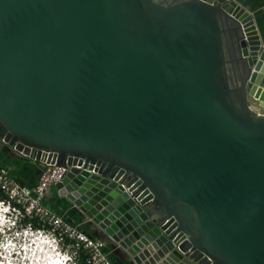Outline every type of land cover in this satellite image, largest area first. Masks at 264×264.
<instances>
[{
	"label": "water",
	"instance_id": "1",
	"mask_svg": "<svg viewBox=\"0 0 264 264\" xmlns=\"http://www.w3.org/2000/svg\"><path fill=\"white\" fill-rule=\"evenodd\" d=\"M0 142L62 167L128 264H264V35L241 0H0Z\"/></svg>",
	"mask_w": 264,
	"mask_h": 264
},
{
	"label": "built area",
	"instance_id": "2",
	"mask_svg": "<svg viewBox=\"0 0 264 264\" xmlns=\"http://www.w3.org/2000/svg\"><path fill=\"white\" fill-rule=\"evenodd\" d=\"M64 172L62 167L44 164L30 187L19 184L0 166L4 196L0 200L4 209H0V264H39L37 254L42 250L55 263L60 259L62 264H112L101 240L44 205L47 191Z\"/></svg>",
	"mask_w": 264,
	"mask_h": 264
},
{
	"label": "crops",
	"instance_id": "3",
	"mask_svg": "<svg viewBox=\"0 0 264 264\" xmlns=\"http://www.w3.org/2000/svg\"><path fill=\"white\" fill-rule=\"evenodd\" d=\"M248 5L257 16L260 29L264 35V0H241ZM0 166L9 170L10 175L19 184L26 186H34L37 182L41 166L34 163L32 160L17 156L11 149L4 147L0 143ZM44 205L52 211L61 215L69 223L78 226L85 233H89L80 215L72 211L63 197L57 194L54 186H51L47 191ZM90 236V234H88ZM112 264H128L121 258L108 254Z\"/></svg>",
	"mask_w": 264,
	"mask_h": 264
},
{
	"label": "bare ground",
	"instance_id": "4",
	"mask_svg": "<svg viewBox=\"0 0 264 264\" xmlns=\"http://www.w3.org/2000/svg\"><path fill=\"white\" fill-rule=\"evenodd\" d=\"M236 14V17L237 18H239V14H237V12H235ZM240 19H242V18H240ZM243 22V23H242ZM241 23L245 26V28H247L248 27V23H246V20H241ZM43 251V250H42ZM35 253H38V252H35ZM42 254H43V252H42ZM36 255V254H35ZM41 255V254H40ZM39 255V256H40ZM44 255V254H43ZM37 257H38V254H37ZM38 261H40V263L39 264H62V260H57L56 261V263H55V261H51V260H49V257H47V255H46V253H45V255L42 257V255L39 257V259H38Z\"/></svg>",
	"mask_w": 264,
	"mask_h": 264
},
{
	"label": "rangeland",
	"instance_id": "5",
	"mask_svg": "<svg viewBox=\"0 0 264 264\" xmlns=\"http://www.w3.org/2000/svg\"><path fill=\"white\" fill-rule=\"evenodd\" d=\"M0 209L4 211V209H3V207H2L1 205H0ZM0 218H1V216H0ZM8 218H13V215H9V214H8ZM10 220H11V219H10ZM0 227H1V223H0ZM42 252H43V254L45 255V252H44V251H41V253H40V252L38 253V257H40L41 255H42V257L44 256V255L42 254ZM40 254H41V255H40ZM39 255H40V256H39ZM38 257H37V258H38ZM36 260H37V259H36ZM37 261H38V260H37ZM38 262L40 263V261H38Z\"/></svg>",
	"mask_w": 264,
	"mask_h": 264
},
{
	"label": "trees",
	"instance_id": "6",
	"mask_svg": "<svg viewBox=\"0 0 264 264\" xmlns=\"http://www.w3.org/2000/svg\"><path fill=\"white\" fill-rule=\"evenodd\" d=\"M1 143V142H0ZM4 147L5 145L3 143H1ZM4 196L0 193V200H3ZM82 261V260H81Z\"/></svg>",
	"mask_w": 264,
	"mask_h": 264
}]
</instances>
